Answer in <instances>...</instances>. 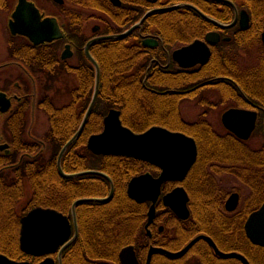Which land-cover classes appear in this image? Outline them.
Listing matches in <instances>:
<instances>
[{
    "label": "flooded vegetation",
    "instance_id": "flooded-vegetation-1",
    "mask_svg": "<svg viewBox=\"0 0 264 264\" xmlns=\"http://www.w3.org/2000/svg\"><path fill=\"white\" fill-rule=\"evenodd\" d=\"M26 1L34 4L42 18L55 19L62 37L35 45L25 36L12 34L10 20L19 0H0V95L3 97L0 100L3 105H0V159L6 163L3 165L4 169L15 166L10 165L9 162L14 158L11 154L15 152L14 148L17 145L38 148L36 154L18 151L21 152L17 158L19 161L33 158V155L43 152L45 143L36 133L37 122L40 114L45 113L47 116L48 108L44 105L49 96L46 91L50 88L55 73L61 71L60 80L70 81L68 86L71 91H74L78 82H84L87 85L85 88L87 93L89 83L93 81L95 84V72L93 77L89 73L85 74V71L83 75L80 74V69L84 67L79 59L81 56L91 64L85 55L86 44L92 39L125 33L143 18L140 27L133 29L126 37L96 40L88 47L93 57H95L93 50L100 51L101 44L108 41L122 42L133 49L152 51L148 60L140 61L147 65L145 67L142 65L137 70L139 73L131 76L138 82L135 86L138 88L136 109L131 117L128 113H124L125 118L132 120L139 129L147 130L156 116L154 108L149 107L153 96L156 94L166 96L167 106L171 107L178 116L181 115L185 100L195 96V105L202 110L197 122L200 124H198L200 129L209 127L217 132L220 131V134L224 132L222 134L230 136L234 143L246 144L251 149L255 148L250 146V143L258 138L262 144L255 150L260 149L264 153V43L262 40L264 0H62L60 4L52 0ZM152 40H156L158 44H154ZM144 41H150V46L143 45ZM196 41H200L208 48L207 61L190 68L180 67L173 60L172 53ZM157 48L166 51L164 64L154 58L153 50ZM245 48L247 50L257 48L260 50V57L243 58L249 55L242 51ZM235 49H238L242 57L237 64L234 60ZM134 62L137 64L139 61L136 59ZM159 75L165 76L166 90L163 92L154 89ZM191 77L195 78V85L188 90L183 89L184 82ZM100 84L101 76L99 86ZM138 96H146L147 100L143 101ZM6 101L8 107H5ZM230 109L255 113V128L248 140L241 141L221 124L222 115ZM117 110L121 118L123 113L120 109ZM215 113L220 114L219 127L214 126L208 119ZM221 142L225 144L226 140ZM245 153L246 150H243L241 155L232 154L223 162H212L211 166L214 167L212 171H199L193 174L209 176L213 179V186L206 189L210 195L204 203H220L226 210L228 199L231 195L237 194V207L229 213L249 208L252 167L250 157ZM259 163L264 165V156ZM156 170L157 174H152L150 171L154 177L160 174V171ZM190 170L181 182L171 180L163 183L155 204L154 218L149 224L148 211L151 202L133 201L127 195L126 186L127 197L144 208L145 215L140 236H136L134 228L126 229L132 236L129 237L128 243L119 249L113 264H122L120 252L126 247L133 248L138 264H147L151 248L177 253L200 235L211 238L218 248L215 238H212L202 227H211L212 224H219V221L194 218V212L201 208L203 200L198 201L193 196L197 188L192 192L191 185L195 182L187 180ZM225 178H228L230 183L227 189L220 186L222 179ZM176 187H182L188 196L186 208L189 214L184 219L167 207L162 199ZM244 189H249L247 197L242 196ZM72 204L66 206L65 213H61L71 224V235L68 240L73 238L75 233L74 217L71 214ZM77 206L74 210L75 224L80 214ZM229 222L237 223L235 220ZM76 227L78 236V224ZM121 230L122 228L118 227L117 231L121 233ZM76 239L77 237L74 241ZM62 246L63 244L51 254L29 256L27 261L30 264H40L46 259H52L54 264H64V253L68 247L60 252ZM232 260L242 264L236 259L221 258L206 240L199 239L178 257L154 252L148 262L149 264H228L227 262Z\"/></svg>",
    "mask_w": 264,
    "mask_h": 264
},
{
    "label": "trees",
    "instance_id": "trees-1",
    "mask_svg": "<svg viewBox=\"0 0 264 264\" xmlns=\"http://www.w3.org/2000/svg\"><path fill=\"white\" fill-rule=\"evenodd\" d=\"M125 45L122 42L108 41L101 44L100 51L93 50L95 56L93 58H96L98 62L101 76L98 98H96L95 106L81 130L80 136L64 152L60 162L66 173L85 170L103 172L112 181L114 187L111 200L105 203L83 202L77 206V210L80 212L76 223L78 224V236L65 251L64 264H102L103 262L113 264L119 249L126 245L129 237L132 236L126 229L130 227L133 230L134 228L137 237L142 233L145 210L129 200L125 190L127 183L134 176L147 171L157 174V170L148 163L131 158L94 155L86 148L88 137L101 131L103 119L111 108L122 111L123 115L120 119L127 129L130 128L134 132L144 131L139 129L132 120L126 119L124 113H128L131 117L132 112L136 109L138 88L135 86L138 82L131 76L137 75L139 73L137 70L142 65L144 67L147 65L140 61L148 60L152 51L133 49ZM242 51L249 54L248 57L243 58L256 59L260 57V50L257 48L250 50L245 48ZM165 53L166 51L161 48L153 50L154 58L160 63L164 62ZM79 59L84 65L80 69V74L83 75V71H85V74L89 73L93 77V66L88 64L82 56ZM136 59L139 61L137 64L134 62ZM240 59L242 57L239 55L238 49H235V63L237 64ZM55 75L52 81L53 85H50L55 90L44 105L48 108L46 112L49 129L41 138L45 143L43 152L34 159L24 158L19 161L17 158L21 152L18 151H23V149L25 151L26 148L32 146H15V152L11 154L14 158H11L9 162L10 165H15L9 168L10 175L14 173L15 176L8 175L10 178L3 175V170L8 169H3V165L6 163L0 159V254L18 262L29 260V256L19 249L20 224L16 209L18 200L26 199L25 212H29L35 207H43L65 213L66 206L77 199L105 198L110 192L109 181L100 176L85 175L79 178L65 179L57 171L58 152L79 128L89 106L94 83L93 81L89 83L87 93L85 89L87 85L82 81L77 83L76 90L71 91L67 81L60 80L62 72L58 71ZM159 76L154 84V89L163 92L166 90L165 76ZM59 82L63 84L62 89L61 86L57 88L55 86ZM195 83V78H187L183 89L188 90ZM62 92L67 94L68 99L61 105H55V95H61ZM138 97L143 101L147 100L146 96ZM150 101L149 107L154 108L156 116L149 126L158 125V127L179 131L193 137L196 141L197 160L191 166L187 180L196 183L191 187H193L192 192L197 188L193 196L198 201L203 200L204 203L209 198L210 192L206 189L213 186V179L209 176L193 174L199 171H212L214 169L211 166L212 162H223L226 157H230L232 154L241 155L243 150H246L245 154L250 157L252 167L249 208L229 213L220 203H201V208L194 212V218L203 221H219V224H212L211 227H202L212 238H215L219 249L240 252L250 264H264V248L252 245L246 239L243 231V223L247 216L252 211H256L264 202V165L259 163L264 153L260 149H251L246 144H236L230 136L220 134L209 127L200 129L198 120L192 123L185 121L182 116H178L171 107L167 106L166 96L163 94H156ZM222 140H226L225 144L221 142ZM230 220H235L237 223H230ZM118 227L122 228L121 233L117 231ZM227 263L238 264L235 260Z\"/></svg>",
    "mask_w": 264,
    "mask_h": 264
},
{
    "label": "water",
    "instance_id": "water-1",
    "mask_svg": "<svg viewBox=\"0 0 264 264\" xmlns=\"http://www.w3.org/2000/svg\"><path fill=\"white\" fill-rule=\"evenodd\" d=\"M62 2V0H52ZM38 9L33 3L26 0H19L10 23V31L12 34H19L27 37L35 45L51 42L62 37L57 21L53 18H42ZM144 19V18H143ZM143 19L138 24L130 28L125 33L113 36H105L95 39L86 44L85 55L95 69V85L91 101L83 116L79 128L74 135L66 141L64 146L58 152L57 171L61 177L72 179L85 175L100 176L107 179L110 183L109 195L105 198H80L72 204V213L74 217L75 233L70 240L71 224L69 219L63 214H59L54 209L36 207L30 210L20 219L19 228V248L21 252L30 257H38L51 254L62 244V252L77 237V227L75 224V207L83 202L105 203L111 200L113 195V184L109 177L100 171L86 170L76 173H65L61 167V158L68 147L77 141L83 130L86 119L90 116L96 103L99 92L100 70L97 62L89 53V46L92 42L100 39L124 38L133 29L140 27ZM232 25V24H231ZM264 43V34L262 36ZM154 44H158L156 40H152ZM150 41H144L143 45L150 46ZM209 52L205 44L200 41L192 42L189 45L175 50L172 58L180 67L190 68L198 63L207 61ZM0 95V100L3 98ZM8 107V101L5 103ZM0 105H2L0 101ZM3 106V105H2ZM4 108L2 107L1 110ZM120 112L117 109H110L103 119V128L100 133L91 135L86 142L88 151L94 155L102 156H118L132 158L155 167L160 171L157 177L149 172L143 173L130 179L127 185V195L133 201L141 203L150 201L151 206L148 211V224L153 220L155 215V204L161 193L163 183L167 181L181 182L185 179L191 166L194 165L197 158V146L193 137L179 131H171L165 127L152 126L143 132H133L127 129L121 122ZM255 113L246 112L238 109H230L226 111L221 118L224 127L234 134L237 138L248 140L255 128ZM187 194L182 187H176L172 192L165 195L164 204L169 207L175 214L184 218L188 217V209L186 208ZM237 194L231 195L226 203V210L232 212L236 209ZM243 230L246 238L251 244L264 248V202L256 211L251 212L244 224ZM206 240L214 249L215 253L221 258L236 259L242 264H250L249 261L238 252H221L216 245L206 235L196 237L188 246L177 253H170L162 249L151 248L148 261H150L152 253H165L172 257H178L185 253L187 249L197 240ZM66 242V243H65ZM65 243V244H64ZM120 260L122 264H138L137 258L131 246L122 249L120 252ZM0 264H30L29 262H17L0 254ZM40 264H54L52 259H46Z\"/></svg>",
    "mask_w": 264,
    "mask_h": 264
},
{
    "label": "rangeland",
    "instance_id": "rangeland-1",
    "mask_svg": "<svg viewBox=\"0 0 264 264\" xmlns=\"http://www.w3.org/2000/svg\"><path fill=\"white\" fill-rule=\"evenodd\" d=\"M47 9H49V8H47ZM68 83H70V81L67 80V84ZM62 85L63 84L59 82L55 86H56V88L61 86V89H62L63 88ZM51 88L52 87H50L46 91V93L48 94V96H51L53 94L54 90H55L54 88L53 89H51ZM67 99H68V97H67V94L65 92H62L61 95L60 94L59 95L56 94L55 97H54L55 105H61L64 102H66ZM201 112H202V110L195 105V96H194L192 98H189V99H186L185 100V104L182 107V112H181V115L180 116H182V118H184L185 120H187L189 122H192V121H197V120L200 119V115L199 114ZM219 118H220V114H216L215 113V114L211 115L210 118H208V119H209V121H211L214 124V126L216 125V126L219 127V123H220L219 122ZM47 121H48V118L45 115V113L44 114L42 113V114L39 115L38 122H37L38 125H37V129H36L37 135H40L41 137H43L45 135V132L48 131V129H49V122H47ZM215 128H217V127H215ZM219 133H220V131H219ZM222 133H224V132H221V134ZM261 142L262 141L260 139L256 138L255 141H252L250 143V146H252L253 148L257 149V148L261 147V144H262ZM32 147L26 148V150L28 151V154H36V152H37L36 148L35 147L32 148ZM20 150H22V149H20ZM26 150H25V152H26ZM23 151H24V149H23ZM33 156H34L33 157V159H34L38 155H33ZM3 172H4L3 173L4 176H7V178H10L8 176V175L11 174V172L9 171V169L8 170H3ZM10 176H15V174L13 173ZM222 181L223 182H222V184L220 186L224 187L225 189H227L228 187H230V183H229V179L228 178L222 179ZM247 194H249V189H244L242 196L243 197H247L248 196ZM18 201H17L18 204L16 206V209L18 211V214H19L18 217L20 219L21 216H23V214L25 213V206L24 205H25L26 199L23 200V198H22L21 201L20 200H18Z\"/></svg>",
    "mask_w": 264,
    "mask_h": 264
}]
</instances>
